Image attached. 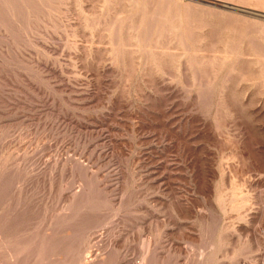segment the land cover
Here are the masks:
<instances>
[{
	"label": "rangeland",
	"instance_id": "1",
	"mask_svg": "<svg viewBox=\"0 0 264 264\" xmlns=\"http://www.w3.org/2000/svg\"><path fill=\"white\" fill-rule=\"evenodd\" d=\"M0 264H264V0H0Z\"/></svg>",
	"mask_w": 264,
	"mask_h": 264
},
{
	"label": "bare ground",
	"instance_id": "2",
	"mask_svg": "<svg viewBox=\"0 0 264 264\" xmlns=\"http://www.w3.org/2000/svg\"><path fill=\"white\" fill-rule=\"evenodd\" d=\"M234 6V8L236 9V8H238V9H241L242 7L241 6H238V5H233Z\"/></svg>",
	"mask_w": 264,
	"mask_h": 264
}]
</instances>
